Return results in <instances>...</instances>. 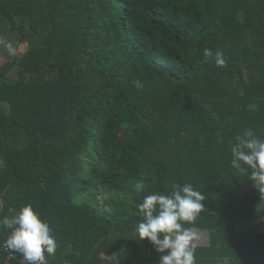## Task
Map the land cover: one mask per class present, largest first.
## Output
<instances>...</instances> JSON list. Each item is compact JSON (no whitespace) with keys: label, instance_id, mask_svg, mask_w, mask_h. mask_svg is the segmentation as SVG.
Instances as JSON below:
<instances>
[{"label":"trees","instance_id":"1","mask_svg":"<svg viewBox=\"0 0 264 264\" xmlns=\"http://www.w3.org/2000/svg\"><path fill=\"white\" fill-rule=\"evenodd\" d=\"M11 31L27 48L0 63V218L33 205L57 239L49 264H159L136 205L176 183L206 197L185 224L209 232L196 264H264V193L230 164L236 134L264 137V0H0Z\"/></svg>","mask_w":264,"mask_h":264},{"label":"clouds","instance_id":"2","mask_svg":"<svg viewBox=\"0 0 264 264\" xmlns=\"http://www.w3.org/2000/svg\"><path fill=\"white\" fill-rule=\"evenodd\" d=\"M9 53L12 49L0 39ZM202 63L214 62L223 68L227 61L222 50H203ZM231 167L235 175L245 174L255 182L260 193H264V137L246 129L234 137L230 147ZM146 183L143 178L133 185V191L143 193ZM205 195L191 183L172 184L167 193L143 195L136 205L140 217L134 227L136 239L147 240L157 253L162 254L159 264H196L197 241L200 235L185 224L194 223L205 208ZM11 215L0 218V229H8L5 245L11 252L23 256L26 264H49L48 257H55L57 239L49 222L31 204L19 209H10ZM112 264H118L115 256ZM220 264H232L227 256Z\"/></svg>","mask_w":264,"mask_h":264},{"label":"rangeland","instance_id":"3","mask_svg":"<svg viewBox=\"0 0 264 264\" xmlns=\"http://www.w3.org/2000/svg\"><path fill=\"white\" fill-rule=\"evenodd\" d=\"M9 38L12 42L16 43V48L18 50L17 55L24 52L27 48L26 44L23 43L21 36L19 35V33L17 31H11ZM7 45L12 49V46L10 45V43H7ZM2 54L0 55V63H4L5 61H7L9 59V56L12 54L9 53V51L7 50V48H3L2 50ZM10 77L12 78H17L18 75V67L14 68L11 72H10ZM255 185H251L247 188H245L242 192H246L252 188H254ZM261 220H257L254 222H246L243 223L242 225L239 226V231H247L253 228H258V229H263V225L261 223ZM194 232L198 233L201 237V239L199 241H197V244H206L209 241V232L208 230H203V229H197V228H193L192 229Z\"/></svg>","mask_w":264,"mask_h":264},{"label":"built area","instance_id":"4","mask_svg":"<svg viewBox=\"0 0 264 264\" xmlns=\"http://www.w3.org/2000/svg\"><path fill=\"white\" fill-rule=\"evenodd\" d=\"M4 209H5V200L3 196L0 194V213H2ZM3 249L6 251L7 257L1 264H11L12 260L16 257V254L14 252L9 251L5 243L3 244ZM65 264H70V263H65Z\"/></svg>","mask_w":264,"mask_h":264},{"label":"water","instance_id":"5","mask_svg":"<svg viewBox=\"0 0 264 264\" xmlns=\"http://www.w3.org/2000/svg\"><path fill=\"white\" fill-rule=\"evenodd\" d=\"M9 43H10V45L12 46L13 55H14V57H16L17 52H18V50H17V48H16V43L10 41V39H9Z\"/></svg>","mask_w":264,"mask_h":264}]
</instances>
